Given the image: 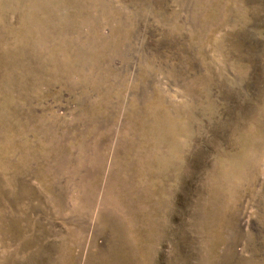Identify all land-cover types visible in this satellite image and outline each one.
Here are the masks:
<instances>
[{
    "label": "rangeland",
    "instance_id": "1",
    "mask_svg": "<svg viewBox=\"0 0 264 264\" xmlns=\"http://www.w3.org/2000/svg\"><path fill=\"white\" fill-rule=\"evenodd\" d=\"M0 264H264V0H0Z\"/></svg>",
    "mask_w": 264,
    "mask_h": 264
}]
</instances>
